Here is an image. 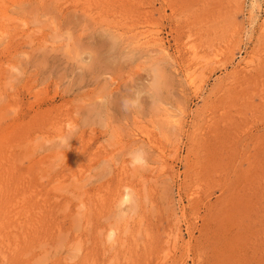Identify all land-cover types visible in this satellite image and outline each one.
I'll return each mask as SVG.
<instances>
[{"label":"rangeland","instance_id":"obj_1","mask_svg":"<svg viewBox=\"0 0 264 264\" xmlns=\"http://www.w3.org/2000/svg\"><path fill=\"white\" fill-rule=\"evenodd\" d=\"M0 264H264V0H0Z\"/></svg>","mask_w":264,"mask_h":264},{"label":"clouds","instance_id":"obj_2","mask_svg":"<svg viewBox=\"0 0 264 264\" xmlns=\"http://www.w3.org/2000/svg\"><path fill=\"white\" fill-rule=\"evenodd\" d=\"M133 163L134 164H139V165H143L144 164V160H143V157L142 155H136L134 158H133ZM128 202V198L126 197L125 198V203Z\"/></svg>","mask_w":264,"mask_h":264}]
</instances>
